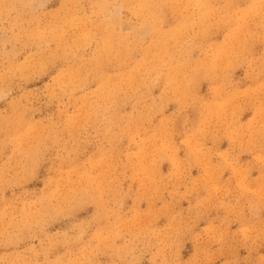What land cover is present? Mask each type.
Instances as JSON below:
<instances>
[{
	"label": "rangeland",
	"instance_id": "374dc122",
	"mask_svg": "<svg viewBox=\"0 0 264 264\" xmlns=\"http://www.w3.org/2000/svg\"><path fill=\"white\" fill-rule=\"evenodd\" d=\"M230 4L9 0L0 16V256L152 264L163 248L156 264H257L264 6ZM57 186L56 199L37 203Z\"/></svg>",
	"mask_w": 264,
	"mask_h": 264
},
{
	"label": "clouds",
	"instance_id": "9594fccd",
	"mask_svg": "<svg viewBox=\"0 0 264 264\" xmlns=\"http://www.w3.org/2000/svg\"><path fill=\"white\" fill-rule=\"evenodd\" d=\"M9 3V0H0V16H3V14L6 11V5ZM259 3L264 6V0H259ZM104 9L101 7V13H103ZM61 189L59 186H57L53 191L46 197H42L37 203L43 205L45 201L48 203H51L52 200L56 199V197L59 195ZM264 198V197H262ZM83 236V231H81L80 236H77L75 239L78 241ZM85 250H82V252ZM123 250L117 249L116 252L119 253ZM157 257H164V249L161 248L155 256H153L152 264H156ZM0 264H23V262L19 258H9L0 256ZM51 264H60V261L57 260L55 262H51ZM69 264H79L78 261H70ZM86 264H91L90 261H86ZM161 264H169V261L167 258L161 259ZM257 264H264V256L259 257V260L257 261Z\"/></svg>",
	"mask_w": 264,
	"mask_h": 264
},
{
	"label": "bare ground",
	"instance_id": "6f19581e",
	"mask_svg": "<svg viewBox=\"0 0 264 264\" xmlns=\"http://www.w3.org/2000/svg\"><path fill=\"white\" fill-rule=\"evenodd\" d=\"M185 1V0H184ZM211 0H188V2H191V3H194V4H197V5H199V6H202L203 8H208V4H209V2H210ZM231 4H232V0H228ZM235 2V1H234ZM237 3V2H236ZM230 4V5H231ZM257 4V3H256ZM234 5H235V3H234ZM161 6V5H160ZM180 7V6H179ZM197 7V6H196ZM259 7V6H258ZM258 7H256V8H258ZM264 8V7H263ZM157 9H159V8H157ZM196 10V9H195ZM256 10H260V9H256ZM211 11V10H210ZM215 11V10H214ZM251 11H253L252 10V8H251ZM262 11V10H261ZM198 12V11H197ZM245 12V11H244ZM250 12V11H249ZM188 13V12H187ZM186 13V14H187ZM253 13H256L255 11L253 12ZM162 14V13H161ZM210 14V13H209ZM223 14V13H222ZM244 14H246V13H244ZM177 16V15H176ZM261 16H263V15H261ZM179 17V16H178ZM226 17H228V15L226 14ZM249 17V16H248ZM230 18V17H229ZM246 18L247 17H245V19L244 20H246ZM255 18V17H254ZM191 19V18H190ZM231 19V18H230ZM210 20V19H209ZM232 20V19H231ZM249 20V19H248ZM202 22V21H201ZM205 22V21H204ZM243 23V22H242ZM245 24L244 25H246V22H244ZM248 23V22H247ZM203 24V23H202ZM148 25V24H147ZM146 25V26H147ZM232 25V24H231ZM238 25V24H237ZM195 26V25H194ZM200 26H202V25H200ZM199 26V27H200ZM239 26H241V25H239ZM243 26V25H242ZM187 27V25L186 26H182L181 24H179V26H178V29H179V32H181V31H183V29L184 28H186ZM246 27V26H245ZM249 27V26H248ZM148 28V27H147ZM194 28V27H193ZM247 28V27H246ZM157 29H158V26L156 25V26H153V30H155V31H157ZM148 31H149V29H148ZM242 31H243V27H242ZM210 32H213L212 31V29H211V31ZM209 32V33H210ZM148 33V32H147ZM241 32H239V34H240ZM186 34V33H185ZM208 34V33H207ZM237 34V33H236ZM238 34V35H239ZM242 34V33H241ZM174 35V34H173ZM173 35H171V36H173ZM178 35V34H177ZM240 36V35H239ZM242 36V35H241ZM199 37V36H198ZM139 38V37H138ZM237 38H240V37H237ZM236 37H235V40L237 39ZM184 39V38H183ZM232 40H231V42L232 41H234L233 40V38H231ZM230 40V39H229ZM244 40V39H243ZM239 41H241V40H239ZM165 42L166 41H163L161 44L159 43V44H154L153 45V47H152V51L153 52H149V53H147V55H146V58L147 59H152L151 57H154V55H161L163 52H164V49H165ZM196 42V41H195ZM235 42H237V41H235ZM113 45V44H112ZM152 45V44H151ZM150 45V46H151ZM168 45V44H167ZM241 45V44H240ZM247 45H248V43H247ZM150 46H149V48H150ZM237 46H238V43H237ZM249 47V46H248ZM237 48V47H236ZM171 49V48H170ZM170 49L168 50V51H170ZM234 50H235V47H234ZM169 53V52H168ZM223 52H221V54H222ZM225 53V52H224ZM228 54V53H227ZM189 57H191V56H189ZM160 58H161V56H160ZM225 57H223V59H224ZM147 59H146V61H147ZM154 59V58H153ZM191 59V58H190ZM156 60V59H155ZM166 60H167V58H166ZM225 60V59H224ZM223 60V61H224ZM164 61H165V59H164ZM163 61V62H164ZM222 61V62H223ZM226 61V60H225ZM216 62H218V61H216ZM221 62V63H222ZM160 63V62H159ZM219 63V62H218ZM224 63V62H223ZM157 64V63H156ZM168 65V64H167ZM215 65V64H214ZM173 66V65H172ZM158 67V66H157ZM215 67V66H214ZM157 69V68H156ZM160 69V68H159ZM158 71V70H157ZM173 71V70H172ZM156 72V71H155ZM175 79V78H174ZM178 82V81H177ZM214 82V81H213ZM174 84V83H173ZM180 84V83H179ZM174 86V85H173ZM223 86V85H222ZM178 87H180V86H178ZM174 88V87H173ZM176 90H178V89H176ZM222 91V90H221ZM178 95V94H177ZM229 106H230V104H229ZM167 137V136H166Z\"/></svg>",
	"mask_w": 264,
	"mask_h": 264
}]
</instances>
